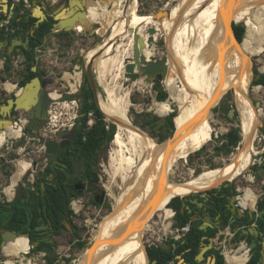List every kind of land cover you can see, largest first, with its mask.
Returning <instances> with one entry per match:
<instances>
[{
    "label": "bare ground",
    "instance_id": "1",
    "mask_svg": "<svg viewBox=\"0 0 264 264\" xmlns=\"http://www.w3.org/2000/svg\"><path fill=\"white\" fill-rule=\"evenodd\" d=\"M126 3V9L122 10V6L117 8L115 21L112 14L102 20L100 18L102 14L99 12L103 9V4L91 0L80 19L82 25L77 27L94 35L89 26L96 21L106 22V26L110 27L114 22L117 25L115 35L111 36L102 47L91 49L86 54L85 60L88 64L95 65L103 79L106 75H111L106 85L111 101L107 105L102 104V107L109 120L116 125L111 158L115 176H119L122 181L121 193L115 199L113 212L107 217L106 225L95 232L92 245L83 252V259L78 264H88V260L91 264H148L146 247H144L146 258L141 248L145 244L143 236L150 226L149 220L154 215L163 212L164 215L159 214V216L168 219L171 211L167 205L174 196L185 195L188 192L193 194L191 189L199 187L204 189L223 180H235L253 164L252 162L246 164L245 160H252L259 155L253 143L257 138L261 121H258L252 113L248 90L254 80L250 58L264 51L262 14L264 0H179L171 9V17H164L160 22L154 20L153 14H139L138 0H127ZM221 9L224 16H229L227 23L231 20L235 23L243 22L247 30L252 33L253 40L249 42L245 39L235 47V43L225 39L226 35L222 30L226 25L219 18ZM253 13L256 14L258 21L252 16ZM149 25L158 26L165 37L170 33L173 36L172 48L170 47L168 52V57L171 56L169 73L164 83L169 87L171 97L176 99L179 110L175 118V136L165 143H160L162 146L167 145L163 149L158 147L154 138L129 120L131 94L137 82L129 85L124 83L127 81L124 76L125 61L133 50V30L139 28V34L146 38L148 35L143 30ZM144 54L147 58H151L150 46L144 49ZM193 70L197 73L196 83L192 81ZM121 78H124V82H120ZM5 86L8 89L15 87L10 82ZM229 86L234 89L236 107L234 108L236 113L239 112V127L244 150L234 156L233 163L203 171L187 184L171 180V171L181 159V154L188 148L197 146L196 142L191 143V141L195 139L201 126H208L212 108L220 101ZM262 88L261 85H257L254 89L261 91ZM20 93L21 90H18V94ZM50 95L54 100L59 98L57 93ZM167 111H171V108L167 107ZM11 130L8 128L5 132ZM5 140V134L1 133L0 146ZM27 166L26 161H20L15 175L24 173ZM229 181L224 183V186L230 185ZM247 190L254 191L249 187ZM258 197L257 194L251 204L250 201L249 204L247 200L243 201V197L241 203L243 206L253 207ZM169 225L170 222L165 228ZM27 246L26 239L18 238L8 244L5 254L13 257ZM91 250L93 255L89 259ZM243 256L246 258L245 254ZM226 258L236 262L242 256H231L227 252Z\"/></svg>",
    "mask_w": 264,
    "mask_h": 264
},
{
    "label": "rangeland",
    "instance_id": "2",
    "mask_svg": "<svg viewBox=\"0 0 264 264\" xmlns=\"http://www.w3.org/2000/svg\"><path fill=\"white\" fill-rule=\"evenodd\" d=\"M43 1L45 3L51 2V0H43ZM119 1H122V0H117L114 3V5H111V7L113 6L112 9L105 12L104 13L105 15H100L101 16L100 18L102 20H105L108 18L107 16L113 13L112 18L114 19L115 12L117 8L120 6L118 4ZM126 1L127 0H125V2ZM2 2L3 1L0 0V14L7 15L8 14L7 10L1 7ZM61 2L62 0L56 1L54 3L53 10H56L57 8H59L62 5ZM138 2H139L138 13L142 15H148V14H153L159 10L171 11V9L179 2V0H138ZM9 4L12 5L13 0L9 2ZM39 4H40V1H39ZM65 4L67 5V3ZM32 6H33L32 0H29V4L25 8L26 10H23V11L27 13H31L33 9ZM126 8L127 6H123L122 10ZM262 14L264 16V10L262 11ZM252 16H254L255 19L258 21L256 14L253 13ZM241 19H243L244 21L246 20V18L244 17H242ZM229 20H231V18ZM237 25L244 26L245 28L244 35H245L246 29H247L246 25L243 22L237 23ZM99 26L100 25L95 22L91 26H89V28H92V30H96ZM109 27L110 26L107 25L106 30L103 29V32H104L103 36L105 37L104 43H106L107 40L111 38V36L113 37L115 35V31L117 28L116 22L113 23V26H111L110 28ZM146 28L147 27H145L143 30L144 33H146L145 31ZM72 34L61 35L57 31L52 32L44 38L42 44L36 50V59L40 66L41 75L48 82V85L45 91L49 92L50 94L51 93L60 94L64 92L63 86H66L67 84L64 83V80L62 79L63 74L64 72H70L73 70L72 67H73V64L76 63L77 58L82 59L80 65L83 69V78H84L86 75L85 73L86 54H88V52L91 49L102 47L104 44L103 43L97 47H94L96 43V40L94 39L95 37L94 36L91 37L89 33H87L85 30L81 28L77 29L76 34L74 32H72ZM79 36L81 38H78ZM171 37H173L171 33L167 37H165L164 34L158 35L155 43L152 46H150L149 56L152 59L160 58L166 55L168 56V52L170 51V47H171ZM253 38L254 37L252 35V40ZM252 40H248V41L250 42ZM124 41L126 42V40ZM173 43H174V39H173ZM81 50H82V53H81ZM130 56H132V52L130 53ZM170 58L171 56L168 57V62ZM11 60L12 62H11L10 69L8 70L3 69L4 71H3V74L0 75V81H2V83L9 81L13 84H17L20 78L26 73L25 57L22 54H19V55L15 54L13 55V57H11ZM250 61L253 63L254 77L256 76L255 70L261 75L264 74V51L260 54H256L255 56H252L250 58ZM93 65L91 66L93 67L95 71V76L97 78V89H96L97 97L99 99L100 108L104 112L102 104L107 105L108 102L111 101V98L106 89V85L109 83L111 75L110 74L106 75V78H104L105 79L104 81L98 69L95 67V65L94 66ZM193 79H195V81L197 82V73L194 70L192 71V80ZM120 82H124V78L123 79L121 78ZM134 82H137V86L134 87L133 92L131 94V106H130L128 118L132 123L142 128L148 136L154 138L158 147L160 149H163L167 145L162 146L159 143V141L164 140V142L162 143L167 142V140L169 139L168 136H170V134L174 131V129L170 130L168 127H162V128L160 127L158 129H151L152 126H147L146 119L153 115H155L156 118L157 117L159 118V116L169 117L174 111L178 115L179 105L176 99L171 97L170 95L171 92L166 83L164 82L161 83V88L167 91L168 97L165 101H159L157 100V91L154 89L153 81H148L146 77H142ZM257 85H260V84L251 83V88H249L248 90V101L250 102L252 113L258 118V121H261L258 127L257 138L254 140V143H253V147L259 153V155L255 156L254 158L260 159L259 158L261 154L260 152H262L264 149V130H263L264 128V85H261L263 87L261 91H256L254 88ZM20 88L21 87L19 86L18 90ZM0 93L5 94V91L0 89ZM80 94L81 93H77L75 95L77 99H79L77 100L78 106L69 104L68 102L64 104L63 99H61L62 103L59 102L58 100L56 101L54 100V103L51 104L50 106V108L53 110L52 114L56 115L57 118L71 117L70 120L72 121L75 117V114L81 108ZM224 95L225 96L222 99H220V101L212 108V112L210 113L212 116L209 117L208 126L203 125L199 128V131L203 129L208 134V138L205 140V145L203 146V148H201L202 146H199V145H197L195 148L194 147L191 149L188 148L184 153L181 154L180 156L181 159L178 160V162L176 163V165L173 167L171 171V174H170L171 180L179 181L183 184L185 183L187 184L191 182V180H193L194 177L197 176L199 173L203 171L211 170V166H214L213 169H216L220 165L225 167L227 164L233 163L234 156L237 153L242 152L244 150L242 135H241V140L239 144L237 145V147L231 150H228V151L219 149V146L221 145V141H222L220 137L227 134L232 129L240 128L239 127L240 118H239L238 111L237 113L235 112L234 117L230 118V121H227L226 119L228 117V114L231 108L235 107L233 87L229 86V88L226 89ZM257 103H259V106H256ZM156 105H158L159 107H157ZM167 107H170L171 111H167ZM162 109L163 111H161ZM260 110H262L261 114H260ZM258 114H260V116H258ZM103 115L105 116L106 122L113 123V121L109 120L105 112L103 113ZM15 119L16 118H14V120ZM173 123L176 124V121L174 118H173ZM175 124H174V128H175ZM161 135H166L167 139L165 138L163 140H160L159 138ZM174 136L175 134L172 137H170V139L173 138ZM112 140L107 144L106 150L102 154L101 163H102V169L104 170L102 172L104 180L107 183V187L111 190L112 194H114V198L116 199V197L119 196L121 193L122 181L120 177L115 176V173H114V165H113L112 158H111L112 157L111 155H113V151H114ZM193 141L194 139L191 141V143ZM1 148L2 146L0 147V154L5 153V156H6L5 159L11 158L12 160L10 161H6L5 159H3L2 161L0 160V174H2V176L0 175V184L4 183L6 177L10 176V177L15 178L14 175L16 173V169L20 161L27 162V159L23 151L24 146H22V148L21 147L15 148V151L17 152L12 150L11 145L9 146V149H6V147L5 149L3 148L1 149ZM199 148L201 149L196 151ZM8 150L11 151L13 156L7 153ZM254 158H252V160L246 159L245 160L246 164L247 162L253 163L255 161ZM262 180H264V174L254 176L253 174L249 172H245L241 174L240 176H238L235 180H232V181L223 180L221 183L215 184L212 187L219 189L222 186H224V183L229 181L230 185H228L227 187L235 188L238 194V197L239 195L244 194V192L245 193L247 192L246 193L247 194L246 195L247 204H249V201L251 204L252 199L256 197L257 194L259 195L257 201L261 198V195L263 193V191H261L260 189ZM248 187L252 188L254 191L250 192L249 190H247ZM190 191L194 192L193 193L194 195L200 194L201 197L202 196L207 197L208 193L211 190L201 191V188L199 187L196 189H191ZM179 196H184V195H176L174 197H179ZM115 199H111V201L113 202L111 212H109V214L103 212L102 216L99 217L96 222L97 227L94 226L91 232L88 234L87 239H86L88 243L86 244V246L82 249L73 248V250H68V251L65 250L66 247H68V245H66V247H62L60 249L61 252L56 254V258L60 259V263H56V264H78L83 259V252L90 247L91 240L93 243V237H94L95 232L101 229L103 225H106L107 217L113 212L114 204L116 203ZM255 204L257 205V202ZM255 207L257 209V206ZM255 207L253 206L251 208L253 209ZM167 208L169 209L168 205H167ZM257 212H258V209H257ZM159 214L164 215L163 212H160ZM159 214L154 215L149 220L150 226L145 231L144 236H143V241L145 242V244L143 248H141L142 251L144 247L147 248L149 245H159L162 242H166L168 244H177V243L182 242L184 239V237H179L178 239H175L172 233L169 231L170 227L165 228V226H167L169 223L168 221H172V220L169 219L170 217L166 219L165 216H159ZM230 244H232V242H230ZM214 246L221 247L220 243L218 242L217 243L215 242ZM218 250H220L221 253H223L222 249H218ZM62 253L65 255L66 254L70 255L69 260L71 261L67 260L65 263V261L63 260L66 257L65 256L61 257ZM180 256L181 255H178L175 261H171L168 264H190L187 262L184 263L182 260H180L181 258ZM211 256L213 255L206 256L204 260H202L200 263H197V264H208L207 260ZM241 256L242 258L236 262L234 261V263H239L245 259L243 255ZM13 258L14 257L8 256L4 258V261H6V264H8V261L10 260L12 261ZM178 259L180 261H178ZM30 264H45V262L43 258L39 257L33 260V262ZM148 264H150V262Z\"/></svg>",
    "mask_w": 264,
    "mask_h": 264
},
{
    "label": "flooded vegetation",
    "instance_id": "3",
    "mask_svg": "<svg viewBox=\"0 0 264 264\" xmlns=\"http://www.w3.org/2000/svg\"><path fill=\"white\" fill-rule=\"evenodd\" d=\"M39 1L41 5L42 2L45 3L43 0ZM97 1L103 4V9L100 11L102 13L105 3H102L103 0ZM105 1L108 2L109 0ZM20 2L21 0L15 2L14 8ZM63 2L68 4V0H62L61 3ZM28 4L29 0H26L23 5L24 10H26L25 8ZM48 4H45V12L48 16H51L54 10ZM32 8L34 9V5ZM33 9L31 13L26 12L27 16H32ZM87 33L90 34V32ZM90 36L94 35L90 34ZM8 39L10 42L16 39L25 43L27 36L22 32L9 36L2 34L0 31V42L4 41L3 44H0V47H2L1 51L3 52L8 51L10 44V42H7ZM24 49H29V46H16L12 55L24 54ZM39 76L41 79H44L41 74ZM46 87L43 90H46ZM15 96L16 93L11 94L5 98V102L10 98H15ZM0 99H2L1 96ZM50 111L49 105L45 119L41 116L40 118L30 120V115L26 112H12L8 118L13 121L14 118L20 119L24 117L25 119H22L24 127L21 134L13 130L6 132V139L9 135L20 137L5 143L2 148L5 149L6 147V149H9L11 145L12 150L15 151V148H22L24 146L23 151L28 162V168L26 174L11 189V195L4 190L0 193V264H6L4 258L8 257V255L5 254V248L12 242V239L22 237L27 240V244L31 247V251L24 255L22 259L23 264H30L39 257L43 258L45 264L60 263V259L56 258V254L61 252L60 249L66 247V245H68L65 249L66 251L73 250V248L80 249L79 244L82 242L86 246L88 243L86 241L87 236L94 226L97 227L96 222L98 218L102 216L103 212L108 214L111 212L113 203L111 199L115 198L104 180L102 174L104 170L101 163V157L107 145L95 148V150L88 148L86 145L87 137L82 136L81 128L76 127L69 130L71 117H53L51 119ZM150 117L146 121L147 126H152L151 129L167 126L168 117H166L165 123L161 125L158 123V117L154 119ZM24 124L30 125V129ZM48 142L54 143L55 147L52 153L48 151ZM7 153L13 156L10 150ZM5 158V153H1L0 160L2 161ZM259 158L260 161L256 159V162L253 164L255 169L257 166L264 167V149ZM5 160L10 161L12 159ZM227 188L228 190H222L221 192L224 200L219 206H216V201L212 197L214 196L212 195L213 193H208L207 197H201L200 194L188 195L186 203L187 205H191L193 211H197L199 208L196 204L191 203V201L198 195L199 200L208 198V203L213 201L218 210L224 208L221 210L218 229L227 228L223 224L224 222H228V229L233 233L236 226L240 227V224L235 226V222L232 223V219L239 214L238 210L241 205L237 201L238 194L236 189L232 187ZM260 189L263 191L262 197L264 195V180L261 181ZM210 194L212 196H209ZM244 200L246 201L247 198H243ZM182 201L180 198L177 202L181 204V207ZM170 209L175 208L169 206ZM233 212H236V214L233 215ZM243 214L248 220V225L255 223L256 219L249 220L248 209H244ZM169 219L172 220L169 221L170 226H174L176 220L173 219L175 217H170ZM255 224L259 226L257 222ZM238 234L239 231L233 235L235 240ZM186 237H184L182 242L177 244L165 242L169 247L167 250L173 251V259L171 261H175L178 255H181L180 260L184 263L187 262L185 255L189 249H180L182 245L187 243ZM161 244L157 246H161ZM208 244L203 243V246ZM214 245L213 241V247L216 248ZM246 247H249V243ZM27 249L28 246L25 250ZM255 250L257 249H250L251 256ZM19 252L13 257L15 258ZM205 255L208 256L206 253ZM62 256L66 257L63 260L66 263L70 255L62 253ZM13 260L15 261V259ZM180 260L178 259V261ZM8 264L15 263L10 260Z\"/></svg>",
    "mask_w": 264,
    "mask_h": 264
},
{
    "label": "water",
    "instance_id": "4",
    "mask_svg": "<svg viewBox=\"0 0 264 264\" xmlns=\"http://www.w3.org/2000/svg\"><path fill=\"white\" fill-rule=\"evenodd\" d=\"M2 8L6 9L9 13L10 10L14 8V5H10V0H2ZM91 0H68V4L66 5L65 2L62 3V5L53 11L51 14V17L55 20V23L53 24L52 32H74L76 34L77 27L80 26V19L82 15L84 14V11L86 9L87 4ZM97 1V0H96ZM116 0H109L106 2L103 0L102 3H105L107 5H113ZM99 2V1H98ZM45 4L42 2V5L39 4V0H33L34 9L32 12V16L37 18L36 25L38 26L41 22L45 21L49 16L45 12ZM50 8H54V4L49 3L48 4ZM110 5V6H111ZM120 6H127V3L125 0H122L120 2ZM113 7V6H112ZM111 7V8H112ZM38 10V12H37ZM154 20L157 22H160L163 20L164 17H171V11L166 10H159L155 13ZM229 16H224L222 9L220 10L219 18L224 22L226 27L228 28V32L233 34V38L235 39L236 46L240 44L242 41L239 40V37L234 30L233 23L237 25L234 21L227 23V18ZM6 22L5 19L1 20V25H3ZM100 25L94 32V39L96 40L95 46L97 47L104 43L105 37L103 36V28L105 29L106 22H98ZM144 24H142L143 26ZM146 34L148 35L146 38L139 34V28H135L133 30V50H132V56L126 58V67H125V78L127 79L126 82H124L126 85H129L133 83L134 81L138 80L139 78L146 77L148 81H153V83L161 84L164 82V79L166 78L167 74L169 73V62H168V56H162L160 58L152 59L147 58L144 54V49L146 47L152 46L155 41L157 40V36L163 34L162 31L158 26L150 25L146 26ZM108 32V31H107ZM106 33V32H105ZM155 35H157L155 37ZM92 39V38H91ZM30 38L27 36V39L25 43H23L20 40H12L11 42L7 40V42H10L9 48L7 52H3L2 47H0V60H6L8 59L15 50L16 46H24L26 47L29 44ZM4 41H1L0 44H3ZM28 48V47H27ZM19 50V49H18ZM33 71L37 70V66L32 67ZM85 80H88L92 90L94 92V99L95 103L98 107V109L102 112L98 97H97V78L95 76V71L93 67L85 63ZM261 74L257 73V75L254 77L253 83L256 84L258 79L260 78ZM47 86V80L41 79L40 76H35L31 80L27 81L23 87L20 88L21 93L16 94L15 98H10L5 102V99H0V134L7 131L8 128L13 127L14 120H9L8 118L11 116V113H18V112H26L30 115V120L40 118L42 116L43 119L46 118V111L48 109V106L54 103V99L51 97L50 93L43 90ZM228 93V92H227ZM225 95L222 96V98ZM221 98V99H222ZM56 101V100H55ZM259 106V103L256 104ZM236 112V109L233 107L231 108L228 117L226 118L227 121H230V118L234 117V114ZM19 113V114H20ZM103 113V112H102ZM156 116L153 115L150 118L154 119ZM22 119L25 118L21 117V125L22 128L24 127L22 124ZM166 121V116H159L158 123L159 125L164 124ZM115 125V122H113ZM26 125V124H24ZM27 128L30 129V125H26ZM116 128V125L114 126ZM140 128V127H139ZM143 130L142 128H140ZM176 127L174 128V131L168 136V138L172 137L176 133ZM144 131V130H143ZM167 139V138H166ZM163 141H159V143H162ZM48 151L49 153H52L54 151V143L48 142ZM214 166H211V170ZM220 168L223 167L222 165L219 166ZM246 172H249L251 174L255 175H261L264 174V167L257 166L256 169L253 167V164L249 166L248 170ZM228 186V185H227ZM224 186V187H227ZM222 187V188H224ZM220 188V189H222ZM217 189V190H220ZM212 191V190H211ZM212 195H218V191L212 192ZM191 195V194H189ZM194 195V194H193ZM211 194L209 196H212ZM218 196H223L222 194ZM182 201V207L181 211L184 212L185 208L189 210V213L191 214V223L193 226H195L197 223L202 221V225L200 226L201 229L206 230L207 227L211 228H217L219 227V220L221 218V210L224 208L218 210L214 202L208 203V198L199 200V196H195V198L191 201V203L196 204L199 208L197 211H193V208L191 205H187L186 201L188 200V195L179 196ZM213 207H215L213 209ZM245 208L243 206H240L239 214L232 219V223L235 222V226L240 224V227L236 226L234 228V234L239 231L238 238H236L234 242L235 247H239L241 243H244L245 248L247 244L249 243V249H258L259 250V258L256 262V264H264V231L261 229L260 226L253 223L251 225H248V220L245 218V215L243 214ZM255 211V213H254ZM257 209L256 207L252 209H248L249 213V220L257 219L259 214H256ZM264 210L262 211V213ZM236 212H233V215H235ZM224 227L228 228V222H224ZM204 239H207V236L203 237ZM16 238H13L12 241H15ZM209 244L205 245L201 248L200 252L196 255V261L200 263L202 260L206 258L205 253L213 247V237H209ZM92 245V240L90 242V246ZM162 249L167 250L168 244L165 242H162L161 246ZM147 252V248H146ZM93 255V252L91 250L89 254V259ZM148 255V253H147ZM149 258V256H148ZM208 264H215V257L211 256L207 260ZM226 261V259H225ZM150 262V258H149ZM227 263V261H226ZM88 264H91L88 260ZM150 264H156V260H153L150 262ZM228 264V263H227Z\"/></svg>",
    "mask_w": 264,
    "mask_h": 264
},
{
    "label": "trees",
    "instance_id": "5",
    "mask_svg": "<svg viewBox=\"0 0 264 264\" xmlns=\"http://www.w3.org/2000/svg\"><path fill=\"white\" fill-rule=\"evenodd\" d=\"M12 1V0H10ZM117 1V0H116ZM25 1L21 0L18 6H15L12 10L9 11L7 15L5 14H0V31L2 34L9 35V36H14L18 33H24L25 36H29L30 41H29V49H24V54L23 56L25 57V64H26V73L23 76L24 78H21L19 82V86L23 87L29 79H32L35 76H39L41 73L38 61L36 59V50L38 47L42 44L44 38L52 33V28L53 24L55 23V20L53 17L49 16L45 21L41 22L38 26L36 25L37 18L33 16H27L26 12H23V8ZM105 9H111V6H107L105 4ZM14 12V13H13ZM13 13V14H12ZM5 19L6 22L1 25V20ZM234 20H231L232 22ZM234 30L236 31L239 40L242 42L245 39L252 40V35L249 31V29H246L244 26H238L233 23ZM222 33L228 37H224L225 39L231 41L232 43H235V39L233 38V34L228 32V28L224 27L222 30ZM61 35L68 34V32L61 31L59 32ZM244 36V37H243ZM230 37V38H229ZM11 66V57H9L6 60L5 64V70L10 69ZM37 66V70L33 71L32 67ZM251 66L253 69V63L251 62ZM254 72V71H253ZM255 73L257 75V71L255 70ZM193 83H195V79L192 80ZM256 84L264 85V74L260 76ZM154 89L157 91V100L159 101H165L168 97V93L166 90L161 88V84L154 83ZM81 108L80 111L82 113H86L90 110H93L97 116L99 117V121L97 124L86 133L87 137V143L86 145L88 148H92L95 150V148H99L102 146L107 145L114 137L116 128H114L113 123H108L105 120V116L103 113L98 109L95 99H94V92L92 90V87L89 83L88 80H85L83 84V88L81 90ZM175 111L168 117V123L167 126L170 130L174 129V124L173 123V118L175 119L176 117ZM82 120L85 121V118L83 117ZM264 130V128H263ZM83 136V134H82ZM167 136L166 135H161L160 140L165 139ZM208 138V134L205 130L201 129L198 132V135L194 139L193 142H196L197 145L203 146L205 145V140ZM221 145L219 146L220 150H231L239 144L241 140V134H240V128H235L230 130L227 134L223 135L220 137ZM162 147V146H161ZM224 187V186H223ZM206 190H212L209 193H212L214 191H218V195L222 194V190H228L227 187H224L220 190H217L216 188L210 186V187H205L202 191ZM212 196L213 199L216 201V206L220 205V203L224 200L223 197L221 196ZM180 200L179 197H174L171 202L168 204V206H173L176 209V214H175V225L176 226H183L187 224L188 222H191V214L188 212V210L185 208L184 212L182 213L181 211V204L177 203ZM257 209H258V214L259 216L256 219V222L259 224L261 229L264 231V195L257 201ZM202 225V222L197 223L195 226L191 225V232L187 235L186 240L187 243L182 245L180 249H185L188 248L189 251L186 253V260L190 264H197L198 262L196 261V255L200 252L203 243L208 244L207 239H204V236L207 237H215L218 229L217 228H211L207 227L206 230H203L200 228ZM238 238V236H236ZM80 249L85 247V243H80L79 244ZM179 249V250H180ZM179 252V251H177ZM147 253L150 258V262L153 260H156V264H168L172 259H173V251L172 250H164L160 246L157 245H151L147 247ZM207 255H213L215 257V264H227L225 261L224 255L221 253L220 250H217L216 248L212 247L206 252ZM143 255L145 257V251L143 249ZM259 250H255L253 252V255L250 257V259L247 261L246 264H256L258 258H259ZM146 258V257H145ZM227 259V258H226ZM246 258L239 262V263H234V264H244ZM227 261H229L227 259ZM231 262V261H229ZM51 264V263H50Z\"/></svg>",
    "mask_w": 264,
    "mask_h": 264
},
{
    "label": "built area",
    "instance_id": "6",
    "mask_svg": "<svg viewBox=\"0 0 264 264\" xmlns=\"http://www.w3.org/2000/svg\"><path fill=\"white\" fill-rule=\"evenodd\" d=\"M19 0H15L14 2H18ZM26 1V0H25ZM72 73V77L70 78L71 82L69 83L68 80H65L63 77L62 79H64V81L67 83V86H63L64 87V92L59 94V98L57 99L59 102H61V99H63V103H69V104H73L75 106H78L77 104V97L75 96L77 93H81V90L83 88V84H84V78H83V69L81 66H77L73 69V71H71ZM81 101V99H80ZM62 103V102H61ZM50 117L51 119H53V117H56V115L52 114V109L50 111ZM67 113V112H65ZM85 118V121L82 120V118ZM99 121V117L97 116V114L93 111L90 110L86 113H82L80 110H78V112L75 114L74 119L71 121L70 125H69V130L73 129V128H81L82 133H83V137H86V133L88 131H90ZM13 131H20V134L22 132V125H21V118L20 119H15L14 120V125L12 127ZM9 137H15L16 136H10ZM20 137V136H19ZM18 137V138H19ZM10 140H13L12 138H10ZM258 161H260V159H257ZM256 162V158L255 161L253 162V164ZM243 194L239 195L237 201L240 205H242L241 200ZM243 206V205H242ZM256 206V204L254 205V207ZM243 208L245 209H249L251 207H247V206H243ZM171 211V216L172 218H174L175 214H176V210L175 209H170ZM258 214V212H257ZM191 222H188L187 224L183 225V226H170L169 231L172 233L173 237L175 239H178L179 237H185L187 236L190 232H191ZM232 233V232H230ZM233 234V233H232ZM234 235V234H233ZM227 235H225L224 237V244L225 245H229V241H227L226 239ZM228 242V243H227ZM239 247H235L233 245H229V246H224L223 248V252L224 256L226 258V253L229 252L231 254V256H240L245 254L246 256V260H249L251 257L250 254V249L248 247H246L245 249H243L242 251L238 249ZM30 249H28L26 252H29ZM227 261V259H226ZM228 264H234L232 262L227 261Z\"/></svg>",
    "mask_w": 264,
    "mask_h": 264
},
{
    "label": "crops",
    "instance_id": "7",
    "mask_svg": "<svg viewBox=\"0 0 264 264\" xmlns=\"http://www.w3.org/2000/svg\"><path fill=\"white\" fill-rule=\"evenodd\" d=\"M15 0H13V5L15 4V2H14ZM56 1H58V0H51V2H49V3H51V4H54ZM11 2V1H10ZM2 4H3V2H2ZM1 7H3L2 5H1ZM112 9V8H111ZM110 9V10H111ZM102 10V9H101ZM109 9H105V7H104V11L101 13V12H99V13H101L102 15H105L104 13L105 12H107ZM113 14V13H112ZM95 23V22H94ZM96 23L98 24V22L96 21ZM80 25H82V23H80ZM90 30H91V32H94L95 30H92V28H90ZM68 34L70 35V34H72V32H68ZM68 34H65V35H68ZM72 36H73V34H72ZM2 37H3V35H2ZM78 38H81L80 36L78 37ZM77 38V39H78ZM2 39V38H1ZM93 39V38H92ZM8 41H9V39H8ZM73 52V51H72ZM83 52H84V50H83ZM81 53H82V50H81ZM15 55V54H14ZM19 55V54H18ZM23 55V54H22ZM10 57H13V55H11ZM82 57H83V55H82ZM7 60V59H6ZM6 60H0V75H2L3 74V71L5 70V64H6ZM81 60L82 59H79V58H77L76 59V63H74L73 64V67H72V69H74L75 67H77V66H81L80 64H81ZM11 62H12V60H11ZM40 67V66H39ZM4 69V70H3ZM73 71V70H72ZM64 79L65 80H68V82L70 83L71 82V80H70V78L72 77V73H71V71L70 72H64ZM24 76V75H23ZM22 76V77H23ZM21 77V78H22ZM21 78H20V80H21ZM63 79V80H64ZM20 80L17 82V84H14L15 85V87L13 88V89H8L6 86H5V84L6 83H8L9 81H6V82H3L2 83V81H0V89H2L3 91H5V94H1L0 93V96L2 97V98H7V97H9L11 94H13V93H16V94H18V87H19V82H20ZM11 83V82H10ZM64 83H66L65 81H64ZM13 84V83H12ZM67 84V83H66ZM67 86V85H66ZM20 90V89H19ZM81 96V95H80ZM4 134H6V132H4ZM19 137V136H18ZM18 137H7V139H6V141H4V143L1 145V146H3L5 143H7V142H9V141H12V140H10V138H12V139H14V140H16ZM0 146V147H1ZM2 149V148H1ZM28 163V162H27ZM27 168H28V166H27ZM17 169H18V167H17ZM17 169H16V172H17ZM26 171H27V169H26ZM26 171L24 172V173H22L21 175H19V176H16V175H14L15 176V178H13V177H6L5 178V181H4V183H1L0 184V193L4 190V191H6L8 194L10 193V195H11V189H13L15 186H16V184H17V182L26 174ZM16 174V173H15ZM1 176H2V174H0ZM17 177H20V178H18L17 179ZM223 187V186H222ZM221 187V188H222ZM7 189H8V191H10V192H8L7 191ZM10 189V190H9ZM217 189V188H216ZM220 189V188H219ZM203 189H201V191H202ZM245 193V192H244ZM247 193V192H246ZM245 193V194H246ZM242 197H246V196H242ZM249 209H252V208H249ZM253 210V209H252ZM255 212V211H254ZM257 213V212H256ZM255 223H256V221H254ZM225 235H227V237H226V239H227V241H229V245H233L234 246V241H235V238H234V236H233V234L232 233H230V230L228 229V228H219L218 229V232H217V234H216V236L214 237V243L216 242H218V243H220V246L221 247H219V246H215L217 249H222L223 250V248H224V246H229V245H225L224 244V237H225ZM230 242H232V244H230ZM242 247H244V248H242ZM241 248V249H240ZM28 249H30L29 250V252L31 251V247L28 245ZM27 249V250H28ZM239 250H243V249H245V245H244V243H241V245L239 246V248H238ZM27 250H23V251H21V252H19V254L15 257V258H13V259H15V261L12 259V262L13 263H15V264H23V262H22V259L24 258V255H26L27 253H29V252H26ZM224 253H225V251L222 253L223 255H224ZM226 259V258H225ZM248 261V260H247ZM247 261H245V263L244 264H246L247 263ZM6 262V261H5Z\"/></svg>",
    "mask_w": 264,
    "mask_h": 264
}]
</instances>
